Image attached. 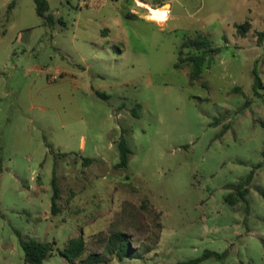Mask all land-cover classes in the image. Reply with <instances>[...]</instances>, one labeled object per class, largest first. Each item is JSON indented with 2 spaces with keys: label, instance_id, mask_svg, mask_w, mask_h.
Here are the masks:
<instances>
[{
  "label": "rangeland",
  "instance_id": "1",
  "mask_svg": "<svg viewBox=\"0 0 264 264\" xmlns=\"http://www.w3.org/2000/svg\"><path fill=\"white\" fill-rule=\"evenodd\" d=\"M47 1L52 23L0 0V264H25L21 238L73 264L71 239L86 259L116 231L133 254L108 264H264V0H158L160 25L135 0Z\"/></svg>",
  "mask_w": 264,
  "mask_h": 264
},
{
  "label": "trees",
  "instance_id": "2",
  "mask_svg": "<svg viewBox=\"0 0 264 264\" xmlns=\"http://www.w3.org/2000/svg\"><path fill=\"white\" fill-rule=\"evenodd\" d=\"M36 4V10L37 14L46 20L47 23H52V16L48 14L50 12V4L47 0H34ZM237 31L241 35L247 34L251 29V23L249 21H246L243 24L236 25ZM207 42V39H204V41L201 42H195L194 46L197 48H201V46H204ZM218 50H213V52H216ZM201 59L192 58L191 61L195 63L196 70L194 72L195 76H199L201 73ZM259 78L257 77V80L255 82V89L259 87ZM119 151H120V162L117 164V168H123L126 169L129 164L130 156L132 155V150L130 149L125 137L122 135L121 141L119 144ZM86 163H91L93 160L91 158H85ZM253 179V174L249 176L246 183H242L237 188H235L236 194L239 196L240 199L246 200V195L248 192V189H246V186L251 184ZM53 200H52V213L57 214L59 211L58 207V200L60 199V189L57 184V177L54 173L53 176ZM244 188V189H243ZM239 198L235 195V193H231L227 196L226 200L227 202H230V204H235L236 201L239 202ZM20 235V234H19ZM21 237V235H20ZM55 243L54 242H43L38 240H24L21 238V247L24 251V261L25 264H44L45 261H47L50 257L54 255L55 252ZM86 252V243L82 237L73 238L69 241L66 248L60 252L61 256L66 258L69 262L73 264H77L78 261L79 264H108L112 261L113 258H119L120 260H123L129 256H131L132 253V247H131V239L128 238L125 232L122 231H116L114 234H112L109 237V241L107 244V251L105 254H94L90 255L86 259H82V257L85 255ZM151 251L147 250V253ZM137 255V258H139V253H134ZM210 257H217L219 258V255H216L215 253L207 252L205 255L201 258L195 259V260H189L184 262H179L177 264H200L204 259L210 258Z\"/></svg>",
  "mask_w": 264,
  "mask_h": 264
},
{
  "label": "crops",
  "instance_id": "3",
  "mask_svg": "<svg viewBox=\"0 0 264 264\" xmlns=\"http://www.w3.org/2000/svg\"><path fill=\"white\" fill-rule=\"evenodd\" d=\"M136 3H134V7L132 8L131 10V13H134L135 15H140L141 17H144L147 21H150V22H154L158 25H160L161 21L158 20V19H155L154 16H152V12L153 10H157V9H162L164 7V4L165 3H169L171 6H170V10H169V15H168V18L169 19L171 17V8H172V4L170 3V1H164V2H161V1H150V0H135ZM93 6L94 8L97 6V7H100L99 3H90V5L86 4V6ZM50 14V13H48ZM52 16V14H50ZM53 22V21H52ZM167 22V20L165 21V23ZM235 26L237 25V23L234 24ZM85 141L82 142L81 144V148H84L85 147Z\"/></svg>",
  "mask_w": 264,
  "mask_h": 264
},
{
  "label": "bare ground",
  "instance_id": "4",
  "mask_svg": "<svg viewBox=\"0 0 264 264\" xmlns=\"http://www.w3.org/2000/svg\"><path fill=\"white\" fill-rule=\"evenodd\" d=\"M170 7L165 6L162 9L153 10L152 16L155 17V19L160 20L161 22H165L169 15Z\"/></svg>",
  "mask_w": 264,
  "mask_h": 264
}]
</instances>
